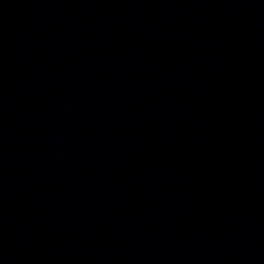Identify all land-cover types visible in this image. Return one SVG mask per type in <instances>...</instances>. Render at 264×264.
Segmentation results:
<instances>
[{
	"label": "water",
	"instance_id": "obj_1",
	"mask_svg": "<svg viewBox=\"0 0 264 264\" xmlns=\"http://www.w3.org/2000/svg\"><path fill=\"white\" fill-rule=\"evenodd\" d=\"M0 62L195 264H264V0H0Z\"/></svg>",
	"mask_w": 264,
	"mask_h": 264
}]
</instances>
